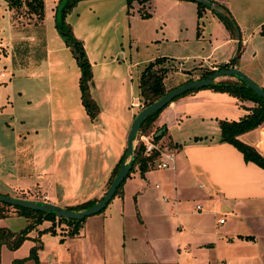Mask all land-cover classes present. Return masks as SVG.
Returning <instances> with one entry per match:
<instances>
[{
	"label": "rangeland",
	"instance_id": "374dc122",
	"mask_svg": "<svg viewBox=\"0 0 264 264\" xmlns=\"http://www.w3.org/2000/svg\"><path fill=\"white\" fill-rule=\"evenodd\" d=\"M5 1L0 0V37L5 42L7 41L5 38L9 34L12 40H15L13 41L15 43L18 40L19 33L14 30L11 33L6 29L9 11ZM41 1L43 4V50L45 51V41H47L46 47L49 45L51 50L47 60L44 55L42 60L38 61V63L35 62L39 52L42 51L40 48L37 51H32L38 42L35 32H29L27 36L32 42L28 44L31 51L27 49L25 52L28 63L24 70L17 65L14 67L12 64L14 43L11 46L6 44L9 50L0 48V74H4V77H0V195L12 198H14L15 193L10 191L11 188L9 186L10 184L16 185V181L18 185L23 183V186H26L25 188L32 185L36 186L37 189L41 188V184L44 183L45 185H50V189L54 188L55 191L60 186L66 189L74 185V188L67 195L78 196L79 194L77 193L87 192L83 190L94 184L85 172H89L93 180L100 179V175H102L104 170L100 166L102 160H105V164H110L112 161L111 158H108L110 154L109 147H111L109 143V147L104 153L106 154L104 159H102V155L99 156L96 148H91L88 150L91 154L89 159H81L80 157L83 156L82 152L77 153L79 155L78 159L72 158V152H65L64 155L66 156L55 161L56 154L60 148L72 145L71 141L75 139L74 134L78 133L79 129L86 130L84 136L88 137L91 145L98 142L95 139L98 138L100 132L94 133V131H99L100 127L91 128L92 123H94L92 121L96 119L97 121H104V115L108 112L105 110L101 113L102 115L97 113L95 119L85 117V114L80 112L82 109L79 104V70L69 50L64 47L63 41L55 28V10L52 9V3H58L59 0ZM204 1L207 2V0ZM244 1L238 9L236 5H232V9L236 8L238 10L235 22L239 26L235 23L237 28L233 29L231 35L236 38L237 42L241 33V38L245 39L247 43L243 48L239 47L238 54L240 58L236 66L240 73L264 90V38L260 35V30L255 32L253 29L256 21L260 19V16L264 15V0L259 1L260 3L256 0ZM202 4L205 5L204 13L206 18L203 17L201 21H198L199 30L196 28L197 19L192 10L191 13L189 11L184 13L174 4L173 0H147L141 5L142 9L138 7L139 4L135 0L130 1L129 6H127L126 0H80L65 16L64 22L70 27L75 39L77 38L73 32L76 27V32L80 31L81 35H89L90 40L87 41L85 39L84 44L90 47L91 51H96V49L101 51L97 63H110L112 60L110 67L120 69L123 76H125L123 72L126 65L133 67L131 72L136 69L139 70L140 74V71L148 63H153L157 60L163 61L164 67L168 70L166 75L169 72L176 74L172 75L173 81L169 79L164 82L167 90L173 89L181 81L177 74L192 69L199 71L197 68L199 66L204 67L205 64L202 62L206 60L209 63L217 62L219 65H223V61L226 60V63L230 61L232 54L236 51V48L233 51L235 44H231L226 49L223 48L209 56V42L205 35H197V31L200 32L203 27L204 32H206L214 25L218 29L221 28L223 30L224 28L223 26L221 27L215 18L211 19L212 16L208 14L209 9L219 10L216 7H211L209 3ZM216 6L219 5L216 4ZM189 7L193 9V6ZM12 18L16 20L15 23L30 24L26 22L22 10L17 11ZM78 18H80L81 23L76 26ZM28 30L30 29L27 28L26 31ZM199 35L201 36L199 37ZM216 37L220 36L217 35ZM2 41L1 44L3 45L4 42ZM80 42L88 61L82 40ZM58 43L60 44L57 45ZM96 43L99 44V47L96 46ZM5 53H9L11 56H6ZM217 53L221 55L217 56ZM252 53H255L254 57L251 56ZM15 57V59H19L18 55ZM203 58L206 59L203 60ZM131 72L127 70V74ZM110 82H114V84L109 85ZM214 82L240 83L237 78L229 76L217 78ZM128 84L129 80L125 78L123 80L121 78V81L118 82V79H114L113 76L106 77L103 80L95 77L88 83V93L90 98L96 101L102 110L104 106H113L110 104V98L113 100V97H116L119 105H121L122 96L124 95V101L127 104ZM192 93L195 94V98H198L199 102L190 104V108L184 106V110L188 113L190 119L184 121L182 116L180 118L182 121L166 126L165 133L159 141L153 142L160 149L164 147L170 148V144L167 141L179 143L181 147H184L194 143L205 142L200 138L203 135L209 136L212 134L211 137L218 138L219 122L238 121L245 116L244 110L238 104L227 106L226 101L229 100V95L226 92H216L208 88H201ZM191 94H186L176 100L183 99ZM42 96L46 100L45 104L43 105L42 102V105H39L38 108H32V104H29V101L37 98L41 99ZM61 98L65 99L62 110L59 105V99ZM220 100L222 104L218 102ZM114 110H116V112H113L114 118L117 116L115 120L118 122V118L122 115V110L121 112H118L117 109ZM206 116L209 117L207 118ZM200 117H203V119H200ZM201 120L202 122H200ZM99 121L98 124L101 125ZM109 127L112 133H115L114 128H112L114 126L110 121ZM212 130L213 133H211ZM138 135L139 132L136 133L134 146L138 140ZM195 137L198 140L194 142L193 139ZM116 139L117 134H112L111 142H113V145ZM46 149H48V152L44 156V160L41 159L45 166L44 171H46V174L41 175L36 171L37 169L35 170V162ZM72 160H76L73 162V169L64 168L61 173V166L67 165ZM54 164L57 167L59 166L55 172L50 167H47ZM155 171L157 170L155 169ZM135 172L134 170L129 175H135ZM8 175H11L12 178H8ZM8 180L10 183H5ZM54 182L58 186H54ZM105 188L107 191V183ZM121 188L122 185L118 191ZM41 194L38 193L37 196ZM20 196L23 197V195ZM110 201L97 214L100 215V218L103 216L108 218L109 215L106 212L109 211V214L116 217L111 224L106 225L108 227L107 231H105L108 233H105L108 235L106 241L109 245L105 243V240L101 238L98 232H94L90 228L94 226L96 230L100 231L97 228L100 224H97V226L96 224L84 226L76 235L68 237L66 236L68 228L63 223L58 222L55 219L56 217L53 221L42 220L35 225L33 224V218H25L18 215L12 207H1L0 205V209L4 214L0 218V228L16 235L27 226L33 225L27 231L26 238L22 240L15 250L11 251L4 245L0 246V264H106L104 262L122 259V255L119 256V254L113 253L114 251L111 248L116 245L121 246L122 239L117 231L118 221L121 216L118 215V210L113 206L115 201L111 202V204ZM113 210L116 212L114 213ZM219 216L216 215L215 220ZM88 219L90 218L84 219L87 221L86 225L90 221ZM212 221V218L209 217V224L212 225ZM51 228H54L53 232H51ZM83 232L87 233L86 242L88 246L86 248L81 246L83 242H81L80 246L78 245L80 243L78 238L82 237ZM63 237H65L64 240ZM112 239L116 244L112 243ZM69 248H71L70 251L68 250ZM109 248H111V252L106 253L105 250ZM225 260L224 257L220 258L219 256L209 259V264H219L220 261Z\"/></svg>",
	"mask_w": 264,
	"mask_h": 264
},
{
	"label": "crops",
	"instance_id": "0c3cea01",
	"mask_svg": "<svg viewBox=\"0 0 264 264\" xmlns=\"http://www.w3.org/2000/svg\"><path fill=\"white\" fill-rule=\"evenodd\" d=\"M208 1L210 3H215L213 5L209 3L211 7H216L217 4L226 9L234 23H237L235 22L236 13L238 14L236 8L238 9V7L245 2L244 0H207V2ZM256 1L260 3L259 1L261 0ZM173 2L184 13H188V11L191 13L192 10L197 19L196 4L193 1L173 0ZM56 4L57 2L52 3L53 10H55ZM232 5H236V8L232 9ZM189 6H193V9ZM138 7L142 9L141 5ZM211 10L212 9L208 10V14L212 16L211 19L215 18V20H217ZM8 11L9 19L6 23V29L10 32L14 30L19 33V37L15 43L13 42L15 40H12L9 34L5 38L7 40L5 42L2 41L0 37V48L2 47V49L7 50L8 46H11L13 43L26 42V40H28L26 43L30 44L32 41L27 36L29 32H34V30L30 29L26 31L23 28L17 29L15 25L16 21L12 18V11ZM203 17L206 18L204 10L202 11L201 17L196 20L197 30H199L198 21H201ZM77 21L78 22L75 24L76 26L81 23L80 18H78ZM206 21L208 20L206 19ZM218 23L221 25L219 21ZM263 24L264 15L260 16V19L256 21L255 27L253 28L255 32L259 31ZM76 30L77 27L74 29L73 33L79 41L82 40L90 63L91 81L95 77L103 80L106 77L112 76L114 79H118V82L121 81V78L122 80L124 78L129 80V84L127 85L128 103H125L124 95L122 96L121 105H119L116 97H113V100L110 98V104L113 106H104L101 110L97 102L93 100L98 108L99 115L105 110L108 112L104 115V121L98 120L101 125L98 124L97 119L92 121L94 123H92L91 128H97L99 126L101 130L94 131V133L100 132L98 138L95 139L98 142L95 141L96 143L91 145L88 141V137L84 136L86 130L79 129L78 133L74 134L75 139L71 141L72 145L60 148L56 154L55 161L66 156L64 155L65 152H72V158L77 159L79 158L77 153L82 152L83 156L80 158L89 159L91 158V154L88 150L91 148H96L99 152V156L102 155V159H104L106 157L104 153L109 147L108 143L111 144L108 158H111L112 161L110 164H105V160H102L100 166L104 170L102 175H100L101 178L95 179L96 181L91 178L89 172H85L94 184L83 190L87 192L81 194L80 192L77 193L79 194L78 196L67 195L68 192L74 188V185L66 189L60 186V188L55 191L54 188L50 189V185H45L44 183L41 184V188L37 189L36 186L32 185L25 188L26 186H23V183L18 185L16 181V185L10 184L9 186L11 188L10 191L15 193L13 196L14 198L47 202L63 208L73 207L87 201L100 200L106 192V183H108L107 181L110 178L113 168L124 154L126 135L130 124L134 116L138 113L137 111H140L139 107L141 103L138 98L137 89L139 70L134 69L133 72H131L133 67H128V65H126L123 72L125 76H123L120 69L110 67L112 65V60L110 63H97L101 51H99V49L91 51L90 47L84 44L85 39L87 41L90 40L89 35H81V32H76ZM204 31L202 27L200 32L197 31V35L201 34L206 36L209 42V56H212L223 48L226 49V47L231 44H235L233 51L238 44L240 45L239 47L242 48L247 44L245 39L241 38V33L236 42V38L230 36L228 31H225V29L222 30L221 28L218 29L216 25L208 29V31ZM201 35H199V37ZM217 35L220 37H216ZM1 41L4 42L3 45ZM55 41H57V39H55ZM46 42L47 41H45V59L47 60L51 54V50L49 49V45L46 47ZM6 44H8V46H6ZM59 44L60 43L57 45ZM96 46L99 47V44L96 43ZM219 54L220 53H217V56ZM5 55L11 56L9 53H5ZM232 55L234 56V54ZM233 56H231V59ZM251 56L254 57L255 53H252ZM239 58L236 62L232 63L230 68L237 70L236 65ZM204 59L206 58H203V60ZM225 61L226 60L223 61V64H226ZM202 63L205 64V66H199L197 68L199 71L192 69L177 74V76L181 78V81L173 88L185 83L189 79H198L201 72L207 70L215 71L220 66L217 62L209 63L208 60ZM24 69H26V67H22V70ZM127 70L131 73L127 74ZM172 75L176 74L169 72L165 75L163 85L166 80L172 79L171 81H173ZM113 84L114 82L109 83V85ZM164 87H166V84ZM195 97V94L192 93L183 99L174 100L168 104L159 113L154 125L159 127V130L163 129V131H165L166 126L170 124H177V121H186L190 119L188 113L184 110V106L190 108V104H197L199 101L198 98ZM59 100L60 109L62 110L65 99L61 98ZM42 102L43 105L46 102L44 96H42L41 99L37 98L36 100H30L29 104H32V108H38L39 105H42ZM218 102L222 104L221 100ZM226 102L227 106H232L235 103L241 106L245 112L244 115L247 114L245 109L254 107L253 103L249 101L238 102L236 98L230 96L229 100ZM135 104H137L136 107H131V105ZM80 108L82 109L80 112L85 114L81 104ZM114 109H117L118 112L122 110V115L118 118V122L115 120L117 116L114 118L113 112H116ZM84 116L88 117L86 114ZM206 117L208 118L209 116ZM180 118H182V120ZM200 119H203V117H200ZM108 120L113 124L114 127L112 128H114L115 133H112L110 130ZM200 122H202V120ZM213 130L211 133H213ZM112 134H117L114 145L113 142H111ZM211 135L212 134L209 136L203 135L200 137L205 142L189 143L191 145L184 147H181L179 143L167 141L170 144V148H168L173 153L171 168L159 171L157 169V171H155V169L152 168L147 170L142 177L139 176L137 168H133V171H136L134 173L135 175L128 174V177H125L122 182L121 190L118 191L110 201V204L115 201L113 206L118 210V215L121 216V219L118 221L117 231L122 239L121 246L116 245L111 248L114 251L113 253L119 254V256L122 255V259L104 263L209 264V259L220 256V258L224 257L226 260L220 261L219 264H264V171L252 163H245L241 154L232 146L226 143H218V138H213ZM238 140L253 147L264 158V125L240 135ZM47 152L48 149L44 150L40 158L35 162V170L37 169L36 171L41 175L46 174V171H44L45 166L41 159L44 160V156ZM74 161L76 160L68 162L67 165H62L60 172L62 173V169L64 168L73 169ZM126 162L127 160L125 163ZM55 165L56 164L47 167H50V169L55 172L56 168L59 167ZM65 174H67V172H65ZM8 178H12V176L8 175ZM5 183L10 182L8 180L5 181ZM54 186H58V184L54 182ZM155 186L157 187L155 188ZM37 192L42 194L37 196ZM20 195H23V197ZM196 206H199L200 209L196 210ZM115 212L116 211H114V213ZM106 214L109 215L108 218H106V216L100 218V215L97 214L87 217L90 218L88 219L90 220L88 223L89 225H86L87 221L84 220L80 224L79 231L83 229L84 226H92L93 224L97 226V224H100L97 227L100 231L96 230L94 226L90 228L92 231L98 232L101 238L105 240V243L109 245L106 241L108 235L105 234L107 233L105 231H107V226L111 224L116 217L115 215L109 214V211H107ZM216 215H220L217 217V220H215ZM209 217L213 220L212 225L209 224ZM219 219H223V222L219 223ZM86 234L87 233L83 232L82 237L78 238V242H80L78 245L80 246L82 244L81 242H83L81 246L84 248L88 246ZM64 238L65 237H63V240ZM69 240H71V238H69ZM112 243L116 244L113 239ZM111 248L106 249L105 252H111ZM68 250L70 251L71 248Z\"/></svg>",
	"mask_w": 264,
	"mask_h": 264
},
{
	"label": "trees",
	"instance_id": "16d2710c",
	"mask_svg": "<svg viewBox=\"0 0 264 264\" xmlns=\"http://www.w3.org/2000/svg\"><path fill=\"white\" fill-rule=\"evenodd\" d=\"M78 1L80 0L58 1L55 7V17H54L55 28L60 38L62 39L64 46L69 50L70 54L72 55V58L74 59L77 68L79 70L78 90H79L80 104L85 114L90 119H94L96 117V114L98 113V108L96 104L93 102V100L90 98L88 93V83L91 81L90 65L86 59L81 42L73 37L70 27L66 25L64 22L65 16L68 14L71 8L75 6V4ZM130 1L132 0H126L127 6H129ZM135 1H137L139 5H142L147 0H135ZM191 1H193L196 4V17L197 19H199L202 15V11L205 8V5H203L199 1H195V0H191ZM6 4L8 10H11L13 12L12 16H14V14L17 11L22 10L23 15H25L26 22L30 23L29 25L27 23L26 24L16 23L15 25L17 29H22V28L24 29L25 27L28 26L27 27L28 29L34 30L38 42L35 45L36 47H34L32 51L33 52L37 51L39 48L42 49V51L39 52L37 59L35 60V62L38 63V61L42 60L45 55V51L43 50L44 40L42 36V20H43L42 1L41 0H6ZM216 7L217 9H219V11L212 10L213 14L216 16L217 20L221 23L224 29L228 31L229 34L231 35L233 33V29L237 28L234 21L232 20L231 16L229 15L226 9H224L221 6H216ZM259 33L262 37H264V24L260 27ZM239 46L240 45L238 44L236 47V51L234 52V56L230 60V62L220 65L217 68V70L228 69L232 66V63L239 58V54H238ZM27 49L28 51H31V48L28 47V44L26 42H20L15 44L14 54L12 55V64L14 67L16 65L20 68L27 66L28 62L26 59L27 57L25 55ZM17 55L19 56V59H15L16 58L15 56ZM215 71L207 70L201 72L199 74L198 79L196 80L205 79L206 77L213 74ZM167 72L168 70L164 67L163 61L157 60L153 63H148L143 67L137 80L138 98L142 108L148 106L152 102L159 99L166 92L172 90V89L166 90L163 85V79ZM189 81H193V80L189 79L186 82ZM204 88H208L216 92H226L228 93L229 96L236 98L241 102L249 101L253 103L254 107L245 109L247 111V114L242 118H240L238 121H231V122L221 121L218 123V130H219L218 143H226L232 146L236 151H238L241 154L242 159L245 163H252L256 167L264 171V158L253 147L238 140V137L240 135L255 130L256 128L264 125V99L255 96L251 91L244 88L241 82L239 84L229 83V82H212L209 86ZM196 90L198 89L185 91L181 93L178 97L174 98L171 102H173L179 97L185 96L186 94H189ZM161 111L162 109L147 116L139 124L138 127L139 134L143 136L150 135L152 142L155 141L158 142L161 136L165 133V131H163L158 137H154V135L159 130V127L155 126L154 122ZM197 140H198L197 138L193 139L194 142ZM123 156L120 158L117 165L113 168L107 186H109L112 178L116 175L119 165L121 163V159H123ZM157 157H158V153L156 151H152L150 154L145 155L143 145L139 142H136L132 150V163H131V169L128 174L132 173L133 168L136 167L139 176L142 177L147 170L152 169L154 161L157 159ZM121 185L122 183L116 189L114 196L118 193V189L120 188ZM98 201H87L73 207H65V209H68L73 212H80L94 205ZM0 205L1 207H8V208L10 207L2 203H0ZM12 208L15 209L17 214L20 216H23L25 218H33L34 219L33 224L35 225L42 220L53 221L55 218L51 213L44 214L18 207H12ZM3 216H4L3 211L0 209V218H2ZM55 219H57L58 222L63 223L68 228L66 232V236L68 237H72L76 235L79 231L80 224L84 221V219L80 221L65 220L62 218H55ZM32 226L33 225L27 226L24 230H21L16 235L10 233L6 229L0 228V246L4 245L11 251L15 250L22 242V240L26 238V233ZM51 232H53V228H51Z\"/></svg>",
	"mask_w": 264,
	"mask_h": 264
},
{
	"label": "water",
	"instance_id": "95a60500",
	"mask_svg": "<svg viewBox=\"0 0 264 264\" xmlns=\"http://www.w3.org/2000/svg\"><path fill=\"white\" fill-rule=\"evenodd\" d=\"M201 3L208 2L204 0H197ZM229 76L237 78L242 84L243 87L251 91L255 96L264 99V90L260 87L256 86L248 77L240 73L238 70L234 68L222 69L217 70L210 76L206 77L202 80H193L186 83H183L174 89L166 92L162 95L159 99L152 102L148 106L142 108L133 118L128 133L126 135L125 141V154L123 159L119 165L118 171L116 175L112 178L107 191L103 195V197L94 205L90 206L89 208L80 211V212H73L65 208H61L59 206L47 203V202H36L31 200H25L20 198H12L0 195V203L6 204L10 207H18L22 209H27L30 211H36L44 214L51 213L56 218H62L65 220H74L80 221L87 217L93 216L98 214L102 211L105 206L109 203L112 197L115 194L116 189L119 185L123 182L125 177L127 176L128 172L131 169L132 163V150H133V142L138 132L139 124L149 115L154 112L160 111L166 105H168L174 98L178 97L181 93L193 89H201L204 87L209 86L215 79ZM163 132V129L157 131L154 137H158ZM128 160L126 163L125 161Z\"/></svg>",
	"mask_w": 264,
	"mask_h": 264
},
{
	"label": "built area",
	"instance_id": "2783aa9c",
	"mask_svg": "<svg viewBox=\"0 0 264 264\" xmlns=\"http://www.w3.org/2000/svg\"><path fill=\"white\" fill-rule=\"evenodd\" d=\"M0 77H4V74L1 73ZM137 104L135 105H131V107H136ZM140 110L142 109V106L139 107ZM137 142L141 143L144 147V154L148 155L150 154L152 151H156L158 153V157L155 160V164L153 166L154 169L160 170V169H169L171 168L172 165V161H173V153L172 151L167 148L164 147L162 149L159 148L158 145L154 144L150 138V135L148 136H143V135H138V140ZM157 186H155L156 188ZM196 210L200 209L199 206L195 207ZM223 220L219 219V223H222Z\"/></svg>",
	"mask_w": 264,
	"mask_h": 264
}]
</instances>
